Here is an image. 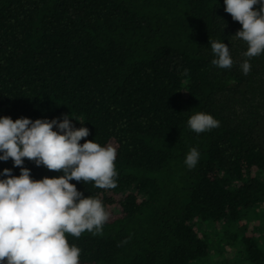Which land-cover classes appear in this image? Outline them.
Segmentation results:
<instances>
[{
	"label": "trees",
	"instance_id": "trees-1",
	"mask_svg": "<svg viewBox=\"0 0 264 264\" xmlns=\"http://www.w3.org/2000/svg\"><path fill=\"white\" fill-rule=\"evenodd\" d=\"M225 7L0 0V117L69 115L89 129L81 144L117 150L116 188L70 181L110 213L102 234H66L79 264H206L210 249L218 264H264V54L244 75L247 44L230 39L242 25ZM209 40L229 45L232 68L212 65ZM198 112L220 127L191 130ZM191 148L200 153L193 169ZM23 166L34 180L62 175L26 158ZM5 168L20 175L11 158Z\"/></svg>",
	"mask_w": 264,
	"mask_h": 264
},
{
	"label": "clouds",
	"instance_id": "clouds-1",
	"mask_svg": "<svg viewBox=\"0 0 264 264\" xmlns=\"http://www.w3.org/2000/svg\"><path fill=\"white\" fill-rule=\"evenodd\" d=\"M224 4V10L242 25L230 39L247 44L242 54L247 59L240 69L248 75L250 59L264 54V0H224ZM209 43L215 57L212 65L232 68L229 45ZM187 123L197 134L220 127V121L203 112L190 116ZM89 134L86 127L75 128L69 115L35 121L0 117V161L11 158L14 167L20 168L19 176L8 168L0 173L5 177L0 179V264H79L81 249L70 245L66 234L75 238L85 231L102 234L110 216L103 201L85 197L70 181L116 188L117 150L94 140L81 144ZM199 157V151L191 148L184 161L187 168H195ZM25 158L62 175L34 180L30 169L23 166Z\"/></svg>",
	"mask_w": 264,
	"mask_h": 264
},
{
	"label": "rangeland",
	"instance_id": "rangeland-1",
	"mask_svg": "<svg viewBox=\"0 0 264 264\" xmlns=\"http://www.w3.org/2000/svg\"><path fill=\"white\" fill-rule=\"evenodd\" d=\"M215 253H216L215 251H213L212 249H210L209 257L207 259L208 261L206 262V264H218V263H216L218 260L215 259ZM224 259L225 258L221 259V261H224ZM220 264H222V263L220 262Z\"/></svg>",
	"mask_w": 264,
	"mask_h": 264
}]
</instances>
